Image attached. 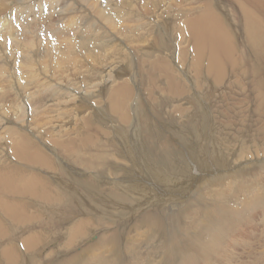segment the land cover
Returning <instances> with one entry per match:
<instances>
[{
	"label": "bare ground",
	"instance_id": "bare-ground-1",
	"mask_svg": "<svg viewBox=\"0 0 264 264\" xmlns=\"http://www.w3.org/2000/svg\"><path fill=\"white\" fill-rule=\"evenodd\" d=\"M81 1L83 3L80 4H75L71 0L48 1L51 9L56 11V7L61 5V12L64 13L58 11L61 18L55 22L57 30L54 29L51 34L54 36L59 31L66 30L68 32L65 34L70 35L72 31L75 32L82 28V31L80 29L81 34L91 33L96 39L95 42H100L101 48L93 46L95 43L86 44L87 41L83 43L81 41L80 45L67 42L64 51H60L61 47L59 51L50 47L44 53L45 61L39 60L38 51L33 52L26 60H21L23 74L17 80L21 90L26 91L28 87L35 86L39 91L38 94L41 93V96L44 95L49 99L44 105L45 110L47 112L50 108L51 114L63 117L60 120V127L65 124L63 129L54 131L51 129L46 138L38 134L42 141L46 139L45 142H41L36 136L31 138L25 130V124L34 120L32 108L29 113L27 107L24 106L27 111L23 110L20 116V109H18L20 107L17 102L14 106L9 105L11 108L9 116L0 110V139L8 143L5 145L0 141V264H36L37 257H41L37 261L43 259L44 264H51L53 262L50 257L51 250L46 251L52 246L53 241L62 246L61 239L64 241L62 247L68 251L65 254L70 255L67 262L63 264H159V261L164 264H213L215 257L230 263L234 254L236 252L239 254V252L234 250L236 252L230 253L231 255L227 257L225 248L228 242L224 248L226 240L235 243V239L230 240V238L238 235V231L247 228L251 230L255 221L264 222V143L261 146L257 145L258 141L260 143L264 141V134H258L256 130L257 127L260 129L264 127V120L258 121L264 118V0H226L233 12L223 8L221 0H199V8L195 11L192 5L198 3L191 1L185 8L188 13L181 10L184 6L180 7L175 2L172 3V12L170 7L162 8L149 0H142L143 4H140L141 0H120V4L117 0L114 2L109 0L107 5L112 10L109 12L105 5H103L105 7L100 5L99 0ZM155 1L160 3L164 0ZM1 4L5 6L6 0H0ZM165 10L168 18L163 24L166 23V28H170L169 32L172 37L177 35L179 39L175 41L177 62L173 61L174 55H171V47L174 52L172 44L168 46L167 41L162 42L160 36L158 40L151 42L152 45L148 43L134 50L130 47L132 53L130 51L131 59L128 60V54L121 53V46H127L124 39L145 32L149 25L148 21L140 22L138 13L159 16V11L165 12ZM114 12L121 19L116 18L115 20ZM71 13H76L78 16H73ZM1 14L0 8V16ZM174 14H178L176 20ZM84 16H88L86 22H82ZM119 21L126 25L131 22L132 26L125 27ZM97 22L99 26L93 30V25ZM153 24L149 26L148 34L143 42L149 41L155 34L152 32ZM14 27L11 24L7 25L2 28L0 35L17 34L14 32ZM79 37L82 38V36ZM16 38L18 40L17 36ZM63 43L66 42L63 41ZM188 47L190 53L187 57L188 62H186ZM0 58L5 57L0 56ZM171 58L172 62H169ZM80 59L87 62L86 66L94 71L90 74L88 82L98 79L93 84L100 89L92 90L90 84L89 91L92 93L84 95L79 90L76 96L66 91L69 89H62L66 102L58 98L57 92L46 94L45 88L50 83L45 76L47 72L45 70L49 67H57L61 69L60 72L63 70L84 71V67L79 66ZM115 62L117 66L118 63L127 62L126 70L123 67L116 70L108 66ZM1 64L0 61V90L2 89L0 95H7L4 93L8 90L5 85L9 83V91L16 93L17 87L12 85L14 80L12 71L5 69L6 63ZM95 69L108 70L105 73V78H107L105 83L101 82ZM185 70L191 75V80L199 86L198 92L197 89L189 86L188 83L191 81L185 79ZM131 71H133L131 76L126 78ZM130 78L133 83L137 82L138 78L142 79L145 86L149 87L146 92L150 98L153 99L156 93L166 95L168 98L167 104L161 107V112H157L158 110L152 112V116H150L151 113L149 115L145 113L147 121L155 120L165 124L171 118L180 120L183 115L190 117L188 118L190 127L186 129V133L191 137L193 145L181 153L185 155L184 159L180 155V150L174 146L183 148L187 139L183 138V134L178 133L182 130L175 123L173 128L169 123L168 127L173 129V133H170L168 137L157 132L158 123L151 122L150 128L139 126L144 123L140 111H138L137 127L139 126L140 132L143 131L142 134L138 130L130 133L124 126L109 125V122L113 123L109 114L115 116L122 124H130L132 121L129 105L133 101L130 99L134 98V93L127 85ZM235 81H240L239 85L246 82L249 84L236 91L229 90L224 100L231 98L230 96L234 94L238 96L243 93L244 95L254 88L252 92L255 94L256 109L253 112L258 119L248 114V110L244 113L245 95L242 99L241 113L232 118L228 116V113H221V111L219 112L221 120L217 111L212 110V102L218 109L217 102L219 101L218 98L214 101L210 100V93L215 97L216 87L227 89V86ZM106 83H112V85ZM206 84H210L214 89L210 85L204 87L203 85ZM202 90L205 92L202 93ZM41 96L34 97L35 104L41 105L44 99ZM137 96L134 101L135 107L138 106L137 102L140 99ZM99 98L106 101L105 107L99 105ZM25 102L22 98L19 103ZM50 102H52L51 105H49ZM184 103L185 106H183ZM1 104L0 109L1 106L3 107ZM90 105H96L97 109ZM132 108L133 106H130V109ZM42 109H35L36 118L46 117ZM203 114L209 117L207 124L202 127H192L202 118ZM74 118L76 122H79L78 125L73 122ZM32 123L35 124V121ZM96 123L106 132L92 126ZM107 131L109 135L110 132L114 134L116 140L107 139L105 137ZM1 135H5L7 139ZM99 137L105 140H100ZM182 139L185 141L183 142ZM134 140L147 144H152L155 140L158 144H164L161 150L162 164L167 165L169 171L172 169L173 174L178 177L186 175L184 168L189 169L193 177H196V182L189 183L188 186L192 185L200 193L201 196L197 203L192 200L194 194H183L175 190L177 184L172 185L169 178L164 183H158L165 180L168 175L158 169L150 177L130 180L125 186L129 193L124 199H121L120 193L110 186L100 192L101 194L97 193L103 199L102 201L99 198L94 199L95 195L89 193L83 201L94 199V202H83V206L78 204L80 203L79 191L87 189L90 181H95L102 175H113L119 171L118 167L121 166L136 170L135 154L131 151L134 149ZM117 141L124 142V144L121 142L123 150H114ZM168 144L172 146V151L179 158L175 159L177 162L171 158L172 152L170 153L171 149ZM8 150L14 162L5 158ZM219 152L226 155L227 158H225L229 164L234 166L231 168L224 166ZM59 158L64 159L63 167L61 163H57ZM108 159H111L110 163ZM71 161L78 169L70 164ZM152 161L151 163L154 164L155 161ZM196 165L201 166L200 175L202 177L196 174ZM95 168L97 170L92 171ZM148 168L151 167L148 166ZM153 168L151 170L155 169ZM87 170L90 173H87ZM134 171L132 172L136 177ZM144 180L152 181V183H144ZM111 184H113L112 181ZM120 200L128 201L135 210L119 208ZM171 203L175 205L171 206ZM169 204L170 208L167 209H171L172 213L176 214L174 217L168 216L165 220L155 215L154 211L157 208H161L162 205L167 207ZM176 204H181V208L174 210ZM111 207L114 208V214L110 211ZM257 212L261 215L257 216V219H252L253 214ZM174 221L176 228L173 227ZM92 223L97 226L92 233L98 238L94 240V243H85L86 240L80 242L85 237V228L92 227ZM262 224L264 226V223ZM173 228L175 231L171 230ZM55 230L62 232L49 240L47 236ZM107 231L110 232L107 233ZM250 232L251 235L255 234L253 229ZM176 238L179 240L178 244L173 243ZM142 240L143 245H139ZM257 241L262 252L257 256L252 252L249 264H264V240L258 239ZM75 244L77 245L71 247ZM122 247L131 255L130 260L124 263L120 262L118 257L123 256L119 252ZM231 250L233 252V249ZM165 252L168 254H164ZM143 255L151 259L147 262H140L143 261H139ZM167 256H170L169 260L165 259ZM39 264H42V261Z\"/></svg>",
	"mask_w": 264,
	"mask_h": 264
},
{
	"label": "rangeland",
	"instance_id": "rangeland-1",
	"mask_svg": "<svg viewBox=\"0 0 264 264\" xmlns=\"http://www.w3.org/2000/svg\"><path fill=\"white\" fill-rule=\"evenodd\" d=\"M45 1L46 0H6V5L5 6H3L2 4L0 5L1 11H2V14L0 16V28H1L0 31H3L2 28H4L7 25L11 24L12 26H15L14 27L15 28V31L14 32H17V34L16 33H7L5 35H0V54H1L0 56L5 57V58H3L4 60L2 58H0V61H1L2 64L3 63H6L7 64V65H5V69L7 71H12V73H13V79H14L12 85L13 86L16 85V87H17V91H16V93H14L12 90L9 91V87L10 86L8 87V85H10V83L7 86L5 85L6 90L8 88L7 91L9 93L6 91V92H4V93L7 94L6 96L0 95V104L3 102V104H1V105H3V107L1 106V109L0 110H1V112H4L5 115L9 116L8 114H9V112H11V110L9 111V109H11L10 107L11 106H14L15 105V102H17L19 104V107H20V108H18V109H20V112H19V116H20V115L23 114V110H24V112L27 111L26 108H24V106L27 107L29 113H30V108H32L33 116H34V120L33 121H35V124L32 123L33 121L30 122L29 124H25V127L27 128V129L25 128V130L28 131V135H30L31 138H33V136H36L37 139L39 141H41V142H45L46 139L44 141H42L41 138H40V136H38V134H41L44 138H46L48 136L49 131L51 129H53V131L55 129H60V128L63 129V125H65V124H63L60 127V124H61L60 123V120L63 119V117L61 118V117H58V115L55 116V115L51 114L49 112V111H51L50 108L46 112V110H45L46 108L44 107V105L46 104V101L49 100V99L45 98L44 95H42L44 97V99H43L41 105H37V104L34 103V97L36 95L37 96H41V93L38 94L39 91L37 90V88H35V86L32 87V88L31 87H28L26 91H23V90H21L19 88V85H18L17 80L23 74L21 60H26L31 53L38 51L39 52V57H38L39 60L40 61H45L44 59H46V58H45V54L44 53L47 52L50 47H54L58 51L60 50V47H61L62 50H60V51H64L65 48H66L67 42H71V43H75L77 45L78 44L80 45L81 44V41H82V43L84 41H87V42H85L86 44L87 43L88 44L95 43V45L93 44V46H95L97 48H101V46L99 44L100 42L99 41H96L95 42L96 39L92 36L91 33L87 32V34H81L80 29L82 31V28H79V30L78 31H75V32L72 31L71 34L74 32L72 35L71 34L70 35L65 34L68 31L63 30V31H59L56 35L53 36L51 33H53V30L54 29L57 30V28L55 26V22L59 18H61L58 14L63 13V12H61L62 11L61 5L57 6L56 7V11H55L54 9H51L50 8L49 2H48L49 0L46 1V2ZM60 1H63V0H60ZM71 1L74 2L75 4L76 3L77 4L83 3L81 0H71ZM112 1L114 2L115 0H112ZM191 1L192 2H196L197 1L196 3H198V4H194L192 6L195 7V11L198 10V8H199V0H187V1L186 0H164V1H160V3L159 2L156 3L155 0H149V2L155 3V4L159 5L162 8L163 7L164 8H166V7L169 8L170 7V10H171L172 5H173L172 3L175 2L176 4L180 5V7L181 6H184V8H181V10L184 11V12H186L185 8L188 7L187 3H190ZM212 1H214V0H212ZM221 1H222L223 8H227L228 10L230 9L229 11L230 12H233L232 11V7L230 6V4L226 0H221ZM99 2H100V5L102 7H105L106 6V8H107V10L109 12L112 11L111 8L109 7V5H107L109 3V0H99ZM117 2H118V4H120L119 3L120 0H117ZM60 4H62V2H60ZM140 4H143V1L142 0L140 1ZM225 4H226V6L224 7ZM103 5H105V6H103ZM15 8L16 9L18 8V9L16 10ZM16 11L19 12L20 14L17 13ZM171 11L173 12V10H171ZM89 13L92 15V13H91L90 10H89ZM186 13H188V12H186ZM71 14L73 16H78V14H76V13H71ZM158 14H159V16H155L156 14H153V15L152 14H150V15L142 14V15H140L138 13L140 22L148 21L149 22V25H148V27H147V29H146L145 32L139 33V34H136V35H132V36H129L128 38H125L124 39L126 41V43H127V46H125V47L123 45L121 46V53L124 54V55L128 54V60L131 59L129 57L130 56V51L132 53V50H130V47L134 50L136 47H142V46H144V45H146L148 43H149V45H152L151 42H153L154 40H158V36H160L162 42L163 41H167L168 46H170V43L172 44V46L174 48V52H172V47H171V49H170L171 50V55H174V60L173 61L175 63L177 62V59H176V55L177 54L175 52V41L176 40H179V39H178L177 35H175V36L172 37V34H170V32H169L170 31V28H166V23L163 24L167 20V18H168L166 10H165V12L159 11ZM9 15H10V18H9ZM13 16H14V18H13ZM173 16H174V19L176 20L177 17H178V14H174ZM114 17H115L114 18L115 20H117V19L120 18L117 14H115V12H114ZM165 17H166V19H165ZM87 18H88V16L82 17V22H86ZM6 20H7V22H6ZM83 20H85V21H83ZM99 22H97V23H95L93 25V30H94V28H98V26H99L98 23ZM120 22L121 21H119V23ZM5 23H6V25H5ZM130 23L131 22L127 23V25L122 23V25L125 26V27H127V26L130 27V26H132V23L131 24ZM152 23H154L152 25V28H153L152 32L155 33V34H153L152 38L149 41L143 42L146 39V36L148 34V28H149V26ZM51 24H52V26H51ZM18 32H19V34H18ZM75 33H77V35H79V36H82V38L79 37V36H77ZM238 33H240V32H238ZM83 35H84L85 38L83 37ZM16 36L18 37V40H17ZM76 36L79 37V38H77ZM11 37H13V39H11ZM72 37H73L74 40L72 39ZM64 39L67 40V41H65ZM77 39H79V40H77ZM12 40L13 41L16 40V42L15 41L13 42ZM61 40H63L66 43H63V41H61ZM17 41H19V42H17ZM77 41H78V43H77ZM97 42H98V44L96 45ZM116 43L119 44V42H117V41H116ZM60 45H62V46H60ZM19 47H21V48H19ZM186 51L188 52V53L186 52V58H187L189 56V53H190V48L188 47ZM169 62H172V58H171V61H169ZM186 62H188V58H187V61ZM116 63L117 62H115L113 64H108V66H110L111 68L116 69V70L123 67V69L126 70V68H127V62H124L126 64H124L122 62L121 63H118V66H117ZM120 64H122L123 66H121ZM86 65H88V63L87 62H84V61H82L80 59L79 66L80 67H84V71L74 72V71L63 70V72H60L61 69H57V67H49V68H47L45 70V71H47V72H45V76L49 80V83L50 84H49L48 87L45 88L46 89V94L48 92H50V94H53L54 92H57L58 93V96H59L58 98L61 99L62 102H66V100H64L65 93L63 91H61L62 89L63 90H66V88L69 89V90H66V91H68L69 93H71V94H73L75 96L78 95L76 92H79V90L84 95H86V93L91 92V91H89L90 84H91V86L93 88L92 90H94V89H100V87H96L93 84V83L97 82L98 79L95 80V81H93V82H88L90 80L89 79L90 74L92 72H94V71H91ZM110 67H109V71H111V68ZM173 67L175 68L174 65H173ZM95 72H96V74H98L99 78L101 79V82L102 83H105V80L107 79V78H105V73L108 72V70L106 71V69H105L103 71L102 69H99V70L95 69ZM185 72H186V78L185 79L188 80V81H191V82L188 83V84H190L189 86L191 88L197 89V92H198L199 91L198 90V87L199 86L195 84V81L194 80L193 81L191 80V75L189 74V72L187 70H185ZM132 73H133V71H131L130 73H128L129 75L128 76L126 75L127 76L126 78H129V76H131ZM235 73H236V71H235ZM43 76H44V73H43ZM131 80L132 79L130 78L129 82H127L128 83L127 85L130 87V89L134 93V96H133L134 98H131L130 99V100H133V101L129 105V111H130L129 114L132 115V121L130 123L131 125L130 124H122L119 120H117V118L115 116H112L110 114H109V118H110L111 121H113L114 124L111 123V122H109V125H113V126L114 125L115 126L117 125V127L118 126H124L128 131H130V133L131 132L132 133H135L138 130V132L140 134H142L143 131L140 132L141 130H140L139 126H142V127H145V128H150L152 126L151 125V122H155L156 124L158 123L156 125V130L158 129L157 132L160 135H163V136H166V137H168L170 135V133H173L172 132L173 131L172 128L174 127L175 124L176 125H179L180 130H182L183 132L182 131L178 132L177 130H176V132L183 134L184 135L183 138H186L188 142L185 141L184 139H182L183 142L185 141L186 145L183 148H179L177 145H175L174 147L176 149L180 150V155L184 159V156L185 155H182L181 153H183L187 149V147H189L190 145H193L191 137L186 133V129L190 127L189 124H188V122L190 120L188 118H190V117L188 115H183V116L180 117V120H175V118H171L172 120L171 119L167 120L165 122V124L164 123H160L158 121L156 122L155 120H152V121L149 120V121H147L146 114L145 113H147V115H149L151 113L150 116H152V112H156L157 110H158L157 112H161V109L167 104L166 102L168 101V98H167L166 95L157 94L156 93L153 96V99H152V98H150L147 95V92L146 91H148V88L149 87L145 86V82L142 79H139L138 78L137 79V82H135V83H133ZM240 83H241L240 81H235L234 83L229 84L227 86V89H225L224 87H216V89H215L216 91L214 93L215 97H213L212 94L210 93V98L209 99L210 100L212 99V101H214V100H216L218 98L217 100L219 102H217V106H219V108L217 109L216 107H214V104L212 102V105H213L212 106V110L215 111V112L217 111V115L218 116L220 115L219 112L222 111L221 113H228V116L232 118V116L234 117V115L236 116V114H240L241 113V109H243L242 108V106H243V104H242L243 100L242 99H243V96L245 95V100H244V113H246V110H248V112H247L248 114H250L251 116H253L254 119H258V117L256 116V114L253 112L254 109H256L255 94L252 92V91H254V88H252L251 91H247L244 95H243V93L242 94H239L238 96L236 94H234L233 96H230L231 98H227L226 100H224L225 97L227 96V94L229 93V90L230 91H236L240 87H246L247 86L246 84H249V82H246V83H243L242 85H239ZM106 84H108V83H106ZM108 85H112V83L111 84H108ZM207 85H210V84H206V85H203V86L206 87ZM263 88H264V86H263ZM1 90H0V92H1ZM203 91L204 90H202V93H203ZM263 91H264V89H263ZM10 92H11V94H10ZM136 95L139 96V97L137 96L138 99L140 98L139 101L137 102L138 103V106H139V107L136 106L137 108L134 105V101H135ZM164 97H165V99H164ZM22 98L26 102L21 104L19 102L22 100ZM141 100H143V101H141ZM99 103L98 104L100 106H102V107H105V105H106V101L103 100V98H101V99L99 98ZM51 104H52V102L49 103V105H51ZM9 105H10V107H9ZM34 106H37L39 108L34 107ZM90 106L92 108L97 109L96 108L97 107L96 105H90ZM130 106H133V108L130 109ZM183 106H185V103L183 104ZM42 107H43V109H42ZM40 108L42 109V113L45 114L44 116H46V117L43 116L44 119H42V118H36L35 115H34L35 109H40ZM224 109L227 110V111H225ZM138 111H140L141 115L143 116L144 123L142 125H139L137 127V119H138V115H139V112ZM28 112H27V114H28ZM53 116L55 118H53ZM28 118H29V114H28ZM75 118H74L73 122H75V124L78 125L79 122H76ZM101 118H103V117L101 116ZM77 119H78V117H77ZM220 119H221V117H220ZM260 120H264V118H261L258 121L260 122ZM208 121H209V117L207 115L203 114L202 118L199 121H197L198 123L196 122L195 125L193 124L192 127H202V126L206 125ZM169 123H170V126H172V128L170 126L168 127ZM172 123H173V125H171ZM37 124H39V125L37 126ZM92 126H95L96 128L98 127L101 131L106 132L105 129L102 126H100L99 124H97V123H96V125H92ZM184 126H186V127H184ZM76 127L77 126H75V128ZM237 128L242 129L239 126H237ZM256 130H257L258 134H264V127H262L261 129L257 127ZM260 130H261V132H260ZM174 132H175V130H174ZM107 134L105 136L107 139H110V140L112 139L113 141L116 140L114 134H111V132H110V135H109V131H107ZM1 136L5 137V135H1ZM99 138H100V140H103V141L105 140L102 137H99ZM228 138H230V134L229 133H228ZM5 139H7V137H5ZM3 140H2V138L0 139V141H2V144L5 143V145H7L8 143H6L5 140L3 142ZM131 141H132V137H131ZM121 142L124 144L123 141H117V143L114 145V150L115 151L123 150L122 149L123 144ZM230 142L233 145L232 140ZM105 143L108 144L107 142H105ZM134 143H133L134 149L131 150V151L135 154V160H136L135 167H136V170L134 169L135 170L134 171L130 167H123V166H121V167H118L119 171H117L113 175L112 174L102 175L101 176L102 178L100 177V178L96 179L95 181H90L88 183V188L87 189H84V190H80L79 191V194H80V200H79V202L80 203H78V204H80L81 206H83V202L93 203L94 202V199H96V198H99L100 201H102L103 199L100 198L97 193L101 194L100 192L105 191V189L108 188V187H110V186L113 187L115 190H117L120 193L121 199H124L125 195L129 193V191L125 189V186L128 185V182L130 180H133L135 178H137L138 180H141L142 178H144L146 176H149L150 177L158 169H160V170H162V171H164L165 173L168 174L165 180L160 181L158 183H160V184L161 183H164L169 178L172 185L177 184V187H176L175 190H179L183 194H189V193L194 194V197H192V200L197 203L199 197L201 196V195H199L200 193L197 190H195L192 185L191 186H188L189 183H195L196 182V180H195L196 177H193V174L187 168H184L185 171H186V175L184 177H178V176H176V175L173 174L172 169H171V171H169L170 169L168 168V166L162 164L163 162L161 160H163L162 159L163 158V155H162L161 150H162V148H163L162 146H164V144H158L157 141H155V140H154V143H152V144L151 143H148V144L147 143H141L139 141L137 142V140H134ZM263 143H264V141L261 142V143L258 141V144L257 145L258 146H261ZM168 145H169V149H171L170 150V153L172 152L171 153V158H173V160L179 159V158L176 157L174 151H172L173 150L172 149V146H170V144H168ZM0 146H1V143H0ZM235 147H239V146L238 145L237 146L235 145ZM249 147H251L250 144H249ZM143 149H145V150H143ZM235 149H238V148H235ZM142 150H143V152H142ZM157 150H159V151H157ZM138 151H139V153H138ZM8 152H9V150H8ZM8 152H7V156H5V158L8 159V160H10V161H12V162H14V158L11 156L10 152L9 153ZM150 152H151V154H150ZM136 153H138L139 156ZM158 153H159V155H158ZM219 153L221 154V152H219ZM4 154H5V152H4ZM220 156L223 159V160L222 159L221 160H222L224 166L230 167V168L234 166V165L229 164L228 160L226 159L227 158L226 155H224L222 153ZM147 157H150V158H147ZM139 158L141 160H144V161H141ZM137 160H139V161H137ZM152 160H154L155 163L159 160L158 161V165H157V163L156 164L155 163L154 164L151 163ZM57 161H58L57 163H61L62 164V167H63L64 159L63 158H59V159H57ZM107 161H109L108 163H110L111 159H108ZM154 161H152V162H154ZM70 164L74 165L75 168L78 169L77 166L72 161H71ZM112 166H115V165H112ZM148 166L151 167V168H148ZM112 168H114V167H112ZM123 168H124V170H123ZM145 168L147 169V171H146ZM152 168L154 170H151ZM130 169L132 171L136 172V177H135V175L133 174V172ZM96 170H97L96 168L95 169H92V171H94V172ZM150 170H151V172H150ZM200 170H201V166L199 167V165H196V174L199 177H202L200 175L202 171H200ZM236 170L237 169H235V171ZM88 171L89 170H87L86 172L87 173H90ZM124 173H126V174H124ZM114 175H115V177H114ZM116 175H118V176H116ZM124 175H126V176H124ZM64 178H66V181H67L66 175H64ZM124 179H126V180H124ZM111 181L113 182V184H111ZM147 182H149V181H147ZM147 182L144 180V183H147ZM149 183H152V181L149 182ZM104 184L106 186H104ZM97 188H99V189H97ZM89 193H90V195H95V198L92 199V200L83 201V199L86 197V195H89ZM130 193L134 194L133 192H130ZM118 204H119L118 205L119 208L128 209V210H135V209H133V207L130 205V203L128 201H125L124 202L123 200H120V202ZM172 205H175V204L174 203H171V206ZM176 205L177 206L175 207L174 210H177V209L181 208V204H176ZM126 206H129V207H126ZM167 208H170V204L167 207H165V206L163 207V205H162L161 208H157L154 211V212H156V214L155 213L154 214L157 217H161L162 219H165V220H166V217H168V216L169 217H174L176 214L175 213H172V210L171 209L168 210ZM110 211H111L112 214H114V208L111 207L110 208ZM160 215H162V216H160ZM259 215H261L260 212H257L255 214H253L252 219H257V216H259ZM163 216H164V218H163ZM262 223H264V222H258V221L256 222L255 221V224L256 225L254 224L251 227V230L253 229V232L255 234L252 233V235H251L250 234L251 233L250 232L251 230H249L250 228L249 229L247 228V229H243V231H238V235L230 238V240L234 238L235 239V243H231V242H229V240H226L224 248L228 244V246H227L228 248L227 247L225 248V252L227 254L226 255L227 257L229 256L230 253L231 254H234L236 252L234 250H237L239 252V254H237V252H236V254H234V258L231 260L230 263H228L226 260H223L222 258L215 257L213 259V264H225V262H226V264H232V263L233 264H239V263L240 264H243L244 262H246L245 264H249V262H250L249 257H250V254L252 252H254L255 256L259 255L262 252V250H261V248H260V246L258 244L259 242L257 241L258 239H260V240L263 239L264 240V226H263ZM174 224L176 225V222L175 221L173 222V225ZM171 225H172V223H171ZM175 225L173 226L174 228H176ZM91 226L92 227H90V228H87V227L85 228V231H86L85 237L82 238L80 240V242H82V241L85 242V240H86L85 243H94L96 241L95 239H97L98 236H96V234L93 235L92 230H94V228H97V226L94 223H92ZM174 228L171 229V230H174L175 231ZM61 232L62 231H58V230L52 231L47 236V238L49 240H51V238L57 237ZM109 232L110 231H107V233H109ZM247 233H248L249 236L247 235ZM140 237H142V236H140ZM140 237H138V239ZM236 237H238V238H236ZM250 237H252V238H250ZM236 239L238 241L239 240L240 241L238 242ZM91 240H92V242H91ZM60 241L62 242V243L60 242V244L63 246V242H64L63 239H61ZM173 241H174L173 243H177L178 244V241L179 240H178V238H176V240H173ZM182 243H184V242H182ZM237 244H239V245L242 244V245L239 246ZM76 245L77 244L72 245L71 247L76 246ZM139 245H143V240H142V242ZM229 245H231V246H229ZM62 246H60L58 244V242L56 243L55 241H53L52 246H50L48 248V251H46V252H50L49 250H51L50 257H51V260L53 261L51 264H63L64 262H67V260L70 258V255L65 254L68 251H66V248L65 247H62ZM149 246H150V242H149ZM249 246H251L250 249H249ZM238 248H240V249H238ZM123 249H124V247H122V249L121 248L119 249V252H121L123 254V256L122 255L121 256H118L120 262H122V263L126 262V260L127 261L130 260L129 258H131L130 253L127 252L126 250H123ZM231 249H233V252H232ZM160 250H162V249H160ZM245 250H246V252H245ZM77 252H79V250H77ZM242 252H244V253H242ZM59 253H61V255ZM159 253L157 255H159ZM58 254H59V256H58ZM164 254H168V252L167 253L165 252ZM246 256H248V257L246 258ZM38 258H41V257H37L36 258V264H39L40 261H42V264H44L43 263V259L37 261ZM56 258H57V260H56ZM168 258L170 259V256H167L165 259L166 260H169ZM148 259L150 260L151 258H149V257H146L145 258V256L143 255V258L139 259V261L140 260H143V261H140V262H147ZM221 260H223V261L221 262ZM132 261H134V260L132 259ZM232 261H236V262H232ZM263 262H264V260H263ZM153 263H156V262H153ZM159 264H164V263L162 261H159Z\"/></svg>",
	"mask_w": 264,
	"mask_h": 264
}]
</instances>
